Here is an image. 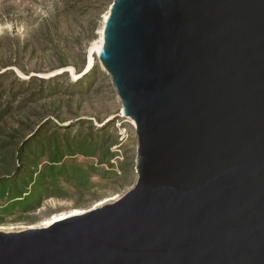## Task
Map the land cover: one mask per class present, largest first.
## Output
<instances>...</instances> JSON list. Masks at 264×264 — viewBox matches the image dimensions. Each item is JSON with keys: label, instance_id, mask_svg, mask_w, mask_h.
Instances as JSON below:
<instances>
[{"label": "water", "instance_id": "1", "mask_svg": "<svg viewBox=\"0 0 264 264\" xmlns=\"http://www.w3.org/2000/svg\"><path fill=\"white\" fill-rule=\"evenodd\" d=\"M98 58L136 124L138 182L0 231V264H264V0H114Z\"/></svg>", "mask_w": 264, "mask_h": 264}, {"label": "rangeland", "instance_id": "2", "mask_svg": "<svg viewBox=\"0 0 264 264\" xmlns=\"http://www.w3.org/2000/svg\"><path fill=\"white\" fill-rule=\"evenodd\" d=\"M113 1L0 0L1 232L93 211L138 182L136 124L98 58Z\"/></svg>", "mask_w": 264, "mask_h": 264}, {"label": "bare ground", "instance_id": "3", "mask_svg": "<svg viewBox=\"0 0 264 264\" xmlns=\"http://www.w3.org/2000/svg\"><path fill=\"white\" fill-rule=\"evenodd\" d=\"M112 6V5H111ZM110 14V13H109ZM109 14L106 16V20H105V22L107 21V19H108V17H109ZM103 42H104V29H103V41H102V44H103ZM101 49V48H100ZM100 52V51H99ZM99 52H98V56H99ZM87 64H88V61L86 62V66H87ZM69 73V72H68ZM122 115L124 116V114H123V110H122ZM88 213V212H87ZM85 214V213H84ZM80 215H82V214H80ZM75 216H77V215H75ZM59 221H61V220H59ZM59 221H56V222H54V223H57V222H59ZM53 223V224H54ZM51 226V225H50ZM49 227V226H48Z\"/></svg>", "mask_w": 264, "mask_h": 264}]
</instances>
